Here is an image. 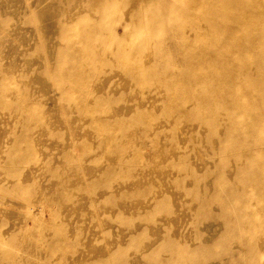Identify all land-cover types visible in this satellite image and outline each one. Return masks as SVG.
I'll return each instance as SVG.
<instances>
[{
	"label": "bare ground",
	"instance_id": "bare-ground-1",
	"mask_svg": "<svg viewBox=\"0 0 264 264\" xmlns=\"http://www.w3.org/2000/svg\"><path fill=\"white\" fill-rule=\"evenodd\" d=\"M81 1L87 4V8L77 16L93 17V23L76 22L71 25L67 21L56 22L53 28L57 32L51 40L47 38L32 46V49L43 53L45 63V69H39L40 66L34 68L35 80L49 86L53 92L51 97H57L74 114H81L79 119L86 122L82 130L92 136L98 148L122 144L126 132L136 128L156 132L163 142L157 143L153 152L164 154L162 173L168 174L176 191L191 186V192L185 195L184 200L198 209L191 212L183 207L182 211L190 215L194 227L202 220H213L221 226L218 239L207 245L198 243L186 247L170 239L166 243L149 246L147 252L137 255H127L124 247L117 245L115 250L109 248L102 256L110 259V255L117 254L116 258L104 262L120 259L126 264L137 258L152 264H240L241 261L264 264V0H180L174 5L168 4V0H157L162 5L159 10L173 14V19L160 22L150 19L153 10L147 5L145 8L142 0ZM127 1V9L119 8ZM34 10L31 8L28 12L29 21ZM49 12L50 8H44L38 11L37 16L46 20ZM114 12L126 20L120 35L122 38L113 37L111 14ZM161 25L167 26L168 33L177 30L182 33L173 41L186 54L184 63H177L171 57L165 60L156 57L154 51L142 58L135 54L134 64L121 62L140 43L127 52L120 44L122 40L142 33L146 38L140 45L150 44L151 35L163 34L159 28ZM60 41L64 43L62 46ZM53 47L63 49V55L59 54L54 62L46 57L45 52ZM144 48L151 50L150 46ZM151 58H155L154 61L151 62ZM113 59H120L112 65L113 69L105 71L101 68ZM111 73L122 76L133 90H143L137 97L156 94L160 105L169 104L173 112L156 113L138 107L132 113L129 125L122 123L120 118L104 116L100 103L105 98L92 92L91 85L95 88L96 78ZM3 76L1 70L0 78ZM55 79L58 84L50 87ZM4 92L5 88L0 87V106L9 107ZM29 96L35 94L30 92ZM33 107L32 103H23V113L18 114V122L15 123L18 125L14 131L18 134L34 131L45 141L59 139L58 131L52 130L58 127L54 116L44 115L37 123L29 121ZM6 119L8 125L13 123L12 116ZM44 128L48 132L45 133ZM2 134L9 135V130ZM184 138H188L192 146L183 148ZM75 142L71 135L70 144L77 146ZM140 143L145 147L148 145L144 139ZM65 147L63 143L60 149ZM14 151L21 150L16 148L0 154V168L6 174L28 168L27 156L15 160ZM61 158H47L43 167L35 168L37 172H46L57 183L55 190L51 187L46 189L48 200L62 205L64 195L72 188L94 195V191L85 187V181L92 178L77 180L73 168L65 166ZM136 160L134 155L129 158L139 170L148 167ZM183 161L187 162L186 166L180 165ZM197 165L210 166L208 172L213 176L211 186L204 193L199 190V183L205 173L196 172ZM109 169L96 168L94 174H104ZM99 185L100 190L108 195H126L120 188L116 192ZM17 201L15 188H11L6 180L0 181V203L6 206L7 211L14 212L20 205ZM30 201V198L22 199V206ZM42 204L27 207L32 212L28 216L33 219L30 226L23 222L10 232L9 236L15 237L18 235L16 228L22 229L19 233L22 248L13 246V251H10L6 247L8 244L0 241V264H34L33 259L38 257L32 253L38 248L45 255L70 251L69 230L67 237L62 236L58 240L45 238L46 232L52 230L54 219H40ZM152 208L160 209L156 203ZM161 211L171 213L169 208ZM116 226L124 232L127 242L136 240L137 235L125 229L127 226L124 227L123 221ZM27 227H31L28 236L24 233L28 232ZM80 245L81 242L77 250ZM240 248L244 249V255L239 254ZM79 253L86 256L83 251ZM49 257L51 260L42 258L40 261L70 264L68 257L64 261H54V256Z\"/></svg>",
	"mask_w": 264,
	"mask_h": 264
},
{
	"label": "rangeland",
	"instance_id": "rangeland-1",
	"mask_svg": "<svg viewBox=\"0 0 264 264\" xmlns=\"http://www.w3.org/2000/svg\"><path fill=\"white\" fill-rule=\"evenodd\" d=\"M42 1L0 0V76L1 70L4 73V76L0 78V87L5 88L6 102L10 104L9 107L3 104L0 106V154L18 148L22 154L14 151L15 160L27 156L28 163V168L21 171L13 170L9 174L4 173L0 168V181L6 180L11 188H15L16 200L20 204L14 212H9L6 206L0 203V241H5L8 244L6 247L10 251H13V246L22 248L19 235L22 229L16 228L15 232L18 235L15 237L9 236L10 232L16 225L23 222L30 226L33 219L28 216L32 212H29L27 207L37 206L39 203L42 204V201L44 204L39 211L40 219H54L52 230L46 232L45 238L58 240L62 236L67 237L66 233L69 230L70 251L67 253L55 251L45 255L38 248L36 252L32 253L38 257L33 259L34 264H45L40 260L42 258L51 260L50 255L54 256V261H64L68 257L70 264H123V260L120 259L110 263L104 262L115 259L117 254L110 255V259L108 256H102L109 248L115 250L117 245L123 246L127 255H137L140 252H147L150 249L149 246L166 243L170 239L186 247H193L198 243L207 245L217 240L221 230L219 223L213 220H202L194 227L190 215L182 211L183 207L191 212H196L198 209L196 205L189 206V203L184 200L185 195L190 194L191 186L180 192L176 191L173 188L174 185L170 183L168 174L162 173L161 167L165 163L164 154L163 152V155L153 152L156 144L163 142L156 132H152V130L146 132L143 128H136L135 131L126 132L122 144L117 143L98 148L94 145L92 136L82 130L83 124L86 122L79 119L81 114H74L62 105L57 97H51L53 92L49 86L35 80L34 68L40 66L39 69H45V63L43 53L32 49V46L47 38L51 40L52 35L56 34L54 32H57L53 28L56 22L67 21L71 22V25L76 22L93 23V17L77 16L84 13L87 8V4L81 0ZM142 1H144L145 8L147 5L153 10L150 19L155 22L173 19L171 12L166 13L159 10L162 5L157 0ZM178 3L180 0H168L170 5ZM127 4L129 5L128 1L125 2V6H119V8L127 9ZM31 8H35V10L29 21L28 12ZM44 8H50V12L46 20H41L37 13ZM112 11L114 10L111 9ZM133 16L135 15L133 14ZM111 18L114 21L112 23L114 25L113 37L122 38L120 35L126 20L121 19L116 12L111 14ZM45 24L48 25L47 28L43 27ZM159 28L163 30V34L151 35L150 44L140 45L146 38L142 33L133 34L122 40L120 44L127 52H130L128 49L134 48L140 43L135 48L136 50L134 49L130 54L127 53L126 58L121 62L134 64L136 63L135 57H133L135 54L142 58L147 53L150 54L151 51H154L156 57L164 60L171 57L177 63H184L186 54L181 48H177L178 44L173 41L182 33L179 30L168 33V28L165 25H161ZM8 33L9 35H7ZM63 44L60 41V46ZM148 46L151 47V50L144 48ZM62 51L63 49L59 50L53 47L52 50L45 51L46 57H50L54 62L58 60L59 54L63 55ZM154 59L151 58V62ZM118 61L120 59L110 60L101 68L109 71L113 69L112 65H116ZM180 64L177 65L179 68ZM95 80L96 84H93L95 88L91 85V90L105 98L100 103V111L104 113V116L120 118L122 123L129 125V123L131 124L130 117L138 107L148 108L156 113L173 112V108L169 104L160 105L156 94L142 98L137 97L142 94L143 90H133L128 82L117 73L101 76ZM58 82L55 79L50 87L55 86ZM152 84L155 85L153 82ZM30 92H33L35 96H29ZM132 95L136 97H132ZM26 98L28 99L20 102ZM24 102L34 104L33 110L29 114L31 123L41 121L44 115L54 116L58 127L52 130L58 131L59 139L45 141L34 131H26L22 134L14 131L18 125V123L15 124L18 122V114L23 113L21 108ZM51 106L55 108L52 109ZM8 116H12L13 122L9 125L6 119ZM173 123L171 125L177 129ZM5 130H9V135L2 134ZM43 131L48 132L45 128ZM71 135L75 137L77 146L70 144ZM141 139L148 143L147 147L141 145ZM189 141L188 138L183 139V148L187 145L192 146ZM63 143L66 144V147L60 149ZM141 148H144L145 151ZM49 152H51L50 157ZM131 155H134L140 164H147L148 167L145 170L134 167L129 161ZM59 156H62L61 159L65 166L73 168L77 180L92 178L90 181H85V187L94 191V195L98 193L96 197L93 198L94 195L88 194L86 191H77L72 188L65 195L63 192L65 198L62 205H58L54 200H48L47 195L49 194H46V189L51 187L52 190H55L57 183L55 180H51L46 172L39 170L37 172L35 168L43 167L47 158ZM180 165L186 166L187 162L183 161ZM96 168L110 169L104 174L101 172L94 174ZM208 169L210 166L197 165L195 167L196 172L205 173L199 183V190L202 193L206 192L212 184L213 176H211V172H208ZM99 184H103L104 187L111 190L114 189L116 192L120 188L126 195H122V193L108 195L100 190ZM25 198H30L31 201L22 206V199ZM39 200L42 201L38 202ZM154 203L160 209L152 208ZM167 208L171 213L165 214L161 211V209ZM121 221L124 222V227L127 226L125 229H129L137 235L135 241L131 243L126 241L124 232L116 226ZM27 230L28 232L24 233L28 236L31 227H27ZM80 242L81 245L77 250L76 247ZM82 251L86 253V256L82 257V254L79 253ZM244 253V249L240 248L239 254L244 255ZM126 264L152 263L132 258ZM240 264L247 263L241 261Z\"/></svg>",
	"mask_w": 264,
	"mask_h": 264
}]
</instances>
